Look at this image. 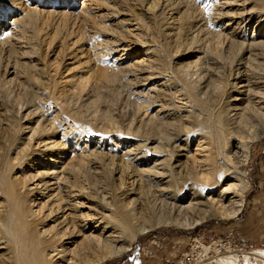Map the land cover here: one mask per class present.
<instances>
[{
    "label": "rangeland",
    "instance_id": "obj_1",
    "mask_svg": "<svg viewBox=\"0 0 264 264\" xmlns=\"http://www.w3.org/2000/svg\"><path fill=\"white\" fill-rule=\"evenodd\" d=\"M22 1L21 11L11 16V19H18L25 13L20 22L22 25L16 28L15 41L11 43V48L3 43L0 48V137L5 139L9 131L19 132L25 117L33 126H36V121L45 119L42 124L50 130L52 141L66 146L69 151L75 149L76 157L87 156V150L98 153L95 154L97 158L94 156L97 163L93 159L96 170L109 167L114 173L112 177L107 173L95 175L94 180L100 179L97 183L105 181L103 186L111 181L131 187L134 168L124 159L126 155L124 157L123 153L134 148L137 140L134 137L123 140L129 124L133 122L132 128H139L138 119H143L144 115L153 116L158 109L163 112L161 116L169 117L172 122L179 121L178 117L187 111L180 107V95L176 94L182 88L181 83L173 79L174 82H170L171 72L164 74L168 76L166 79L157 76L160 74L152 63V50L160 49V45L167 47V57L168 52L169 57L173 56L169 58L170 67L177 69L175 72L190 73L183 76L186 79L193 77L188 79L190 82L193 80V84L187 80L193 94L197 92L196 95L201 94L207 99L226 89V84L234 82L228 77L233 59H236L235 52H232L234 44L244 42L243 38L249 39L254 33L253 23L246 24L249 18H239L243 9L239 3L241 0H54L53 8L47 7L45 0ZM233 14L238 18L232 19ZM251 51L246 54L250 59L254 57L250 63H254L255 69L261 68L264 50L259 47ZM224 57H228L226 62ZM218 60L224 65L217 64ZM222 79L223 82L228 80L227 83L219 81ZM209 83L211 86L207 88L212 91L203 88ZM219 83L226 87L223 89ZM20 107L25 109L19 112V116ZM77 110L81 118L77 117L81 120L74 115ZM138 115H141L140 118ZM7 116L14 118L11 121V117ZM104 116L110 117L111 122L104 120ZM86 121L106 134L97 135L85 130ZM248 127L247 139L258 138L251 146L249 165L243 167L248 173L249 185L238 216L233 219L225 217L230 200L239 198L234 192L236 188H232L234 186L231 191V188L228 190L229 193H224L227 203L220 209L219 204L212 206L211 210L193 206L196 210L182 214L171 202H162L161 216L174 223L164 222L155 226V229L137 238L131 251L104 264H215L219 255L234 253L241 260L244 251L264 250V208L251 199L255 191L262 189L264 193V150L263 154L257 155V150L264 148V134L261 127ZM142 129L139 128L142 136L152 134ZM113 131H119L121 135ZM200 143H203L202 140ZM196 145H191L192 155ZM198 154L196 158L204 160L202 157L206 153ZM98 160H103L104 164ZM190 163L187 165L191 166ZM133 166L136 167L137 163ZM36 169L41 168H30L25 176L34 174ZM222 212L224 215H221ZM148 219L157 220V217L154 213ZM200 244L212 248L204 253Z\"/></svg>",
    "mask_w": 264,
    "mask_h": 264
},
{
    "label": "bare ground",
    "instance_id": "obj_2",
    "mask_svg": "<svg viewBox=\"0 0 264 264\" xmlns=\"http://www.w3.org/2000/svg\"><path fill=\"white\" fill-rule=\"evenodd\" d=\"M22 2V0H0V48L3 44L4 46L8 44L11 48V43L15 41L16 28L21 24L25 13L22 11L24 14L22 17L18 16V19H11V16L21 11ZM239 3L243 7L239 18L247 16L249 19L246 24L253 23L254 33L249 39L242 37L244 42H235L234 51L228 49L235 52L236 59L238 57L237 60L233 59L234 64L232 63V68L229 69V81L234 82L226 84L228 86L226 89H224L226 86L222 87V83H219L218 85L224 90L215 89L217 93H214L212 98L204 99L203 95L202 97L201 94L196 95L197 92L193 94L188 85L190 82L188 79L191 80L193 77L186 79L183 75L187 72H175L177 69L170 67L169 58L173 56L169 57L168 52L167 57L165 50L167 47L160 45V49L152 50L154 55L152 63L160 74L157 76L166 79L168 76L164 74L171 72L170 82L181 83L183 89L179 88L176 94L180 95V107L187 111H184L185 114L180 118L178 117L179 121L173 122L169 117L161 116L160 113L163 112L159 109L153 116L144 115L145 118L143 116V119H138V126L152 133L149 135L144 133L145 136H142L139 128H132L133 122H130V128L126 129L127 136L124 133L122 138L124 140L126 137H134L137 143L134 148L123 153L124 157L126 155L125 158L121 157L130 162V167L134 168L132 172L134 175H131L133 180H129L131 187L128 188L124 180L121 181L125 186L113 181L114 184L110 181L104 186L102 183L105 181L100 183L102 186L97 183L100 179L94 180L96 174L102 176L107 173V176L112 177L113 171L109 170V167L96 170L94 167L98 156L95 155L96 151L91 150L90 153L87 150V156L78 158L75 149L69 151L66 146L52 141L50 130L42 124L45 119L41 122L36 121L34 124L36 126H33L25 117L24 123L27 121L28 123L21 122L19 132L8 130L5 139L0 137V264H104L131 251L132 244L139 236L148 233L150 229L161 223L169 222V219L161 216L162 202L163 204L171 202L182 214L196 210L193 206L211 210L212 206L219 204L218 209H220L227 203L224 201V193H229L228 190L232 186L236 188L234 192L239 198L230 200L225 217L233 219L241 213L245 201L244 192L249 185L248 173L243 167L249 165L250 149L258 138L256 136L254 140L247 139L246 130L249 128L248 125L252 128L261 127L264 134V118L261 117V115L264 117V62L263 66L260 65L261 68H257L260 70L258 71L253 66L254 63L253 65L250 63L254 57L250 59L246 56L248 52L259 47L264 50V0H241ZM44 4L53 8L54 0H45ZM237 16L233 14L232 19H237ZM181 28L184 27L181 25ZM226 58L224 57V62ZM216 62L218 64L220 60ZM223 80L219 81L223 82ZM144 81L146 82L147 79ZM209 84L203 88L210 90L207 88H210L211 84ZM212 85L214 86L213 83ZM172 86L174 88V85ZM200 91L204 93L201 89ZM151 104L147 103V105ZM24 109L20 107L18 114ZM171 110L175 111L172 108ZM79 114L77 110L74 115L79 117ZM12 117L11 121L14 118ZM79 118L77 120H81ZM90 118L88 120L92 121L93 119ZM103 119L110 121V117L104 116ZM166 119L170 122L166 123L168 122ZM85 123L84 129L93 132L92 134H106L90 122ZM87 131L84 132L89 133ZM113 133L111 132L112 135ZM200 140L203 143H200ZM193 143H196L197 147L192 155L190 148ZM198 153H206L202 157L204 160L196 158L195 155ZM188 154L192 156L189 157ZM103 160L98 162L103 163ZM188 162H191V166L187 165ZM136 163L137 166L134 167ZM36 167L41 169H36L34 174L25 176L26 170ZM154 213L157 220H149V215ZM221 215H224V212ZM200 246L204 253L212 248L203 244ZM215 264H264V250L244 251L241 260L234 253L219 255Z\"/></svg>",
    "mask_w": 264,
    "mask_h": 264
},
{
    "label": "crops",
    "instance_id": "obj_3",
    "mask_svg": "<svg viewBox=\"0 0 264 264\" xmlns=\"http://www.w3.org/2000/svg\"><path fill=\"white\" fill-rule=\"evenodd\" d=\"M264 150V148H259L257 150V155H261L263 154L262 151ZM264 152V151H263ZM256 193V194H255ZM255 193L253 194V197L251 198L254 202H257L260 204L261 208H264V193L261 189V191H255Z\"/></svg>",
    "mask_w": 264,
    "mask_h": 264
}]
</instances>
